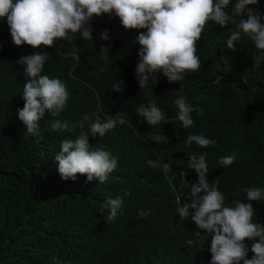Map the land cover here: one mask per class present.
Returning <instances> with one entry per match:
<instances>
[{
	"label": "trees",
	"instance_id": "1",
	"mask_svg": "<svg viewBox=\"0 0 264 264\" xmlns=\"http://www.w3.org/2000/svg\"><path fill=\"white\" fill-rule=\"evenodd\" d=\"M235 3L226 9L235 24L221 27L209 21L205 26L197 42V71L187 72L179 83H169L161 73L158 86L144 92L135 76L138 32L126 30L114 14L93 18V41L77 34L75 42L58 40L39 49L15 46L6 19L0 20V264H210V237L198 242L195 233H207L190 216L181 221L177 213L180 201L191 202L189 184L198 182L188 168L189 155L206 153L207 178L210 184L219 178L226 206L250 202L242 188H264V51L237 28L247 11L235 15ZM248 7L264 23V0ZM105 30L108 41L101 39ZM233 31H241L234 50L226 45ZM102 44L109 49L107 59L100 55ZM74 46L81 48L78 59L71 54ZM35 52L51 55L41 75L60 79L69 92L61 113L53 117L46 112L40 120L38 136L26 133L17 111L24 106L23 87L30 80L17 61ZM121 79L123 93L113 92V83ZM179 97L199 109L192 113L194 126L187 129L177 119L174 101ZM153 99L166 122L149 126L138 107ZM120 111L126 113L124 125L103 137L89 135L91 147L108 151L118 161L108 180L86 182L85 175L63 180L54 158L61 141L74 139L82 130L58 131L51 124H78L88 114L87 131L93 114L103 122ZM150 134L169 140L156 143ZM191 134H203L216 145H188ZM233 152L231 166L218 163ZM149 160L169 163L170 169L152 168ZM117 197L123 199L118 218L105 224L101 210L107 215L106 200ZM251 203L253 221L264 225V200ZM141 209L151 214L141 216ZM189 239L194 243L187 244ZM246 243L250 247L252 241ZM253 255L249 251L248 257Z\"/></svg>",
	"mask_w": 264,
	"mask_h": 264
},
{
	"label": "clouds",
	"instance_id": "2",
	"mask_svg": "<svg viewBox=\"0 0 264 264\" xmlns=\"http://www.w3.org/2000/svg\"><path fill=\"white\" fill-rule=\"evenodd\" d=\"M232 0H0V20L6 19L13 44L28 45L39 49L41 46L53 47L58 40L75 42L77 34L83 40L93 41L91 21L94 17L114 14L126 30H136V43L139 60L136 66V80L144 92L152 91L158 86L159 74H163L169 83H179L189 71H197L201 66L197 42L201 39L205 26L209 21L221 27L229 23L235 24L233 15L226 9ZM259 0H236L233 6L235 15L242 16L247 11V19H241L237 28L249 36L258 50L264 51V23L258 12L248 6L257 5ZM103 41L109 40L107 30L101 33ZM241 40V31H233L226 41L229 49L234 50L236 42ZM80 47L74 46L72 55L78 57ZM109 49L101 45L100 55L109 58ZM58 54V53H57ZM51 55L47 52H35L22 56L17 63L24 66L25 75L30 80L23 87L22 99L24 106L18 109V118L26 127V133L39 135L40 120L46 112L53 117L66 107L69 92L66 85L58 78L41 75L46 62ZM260 57L254 58L258 68ZM100 72L105 69L101 67ZM123 80L113 83V92L123 93ZM178 109L177 119L184 128L194 126L192 113L199 111L190 105L186 98L179 97L175 101ZM94 115V122L88 125V114L78 124L55 120L51 124L54 130L72 132L78 126L82 131L74 139L61 141V150L56 154L58 173L65 181H75L78 175H85L86 182L98 180L106 182L109 175L118 166V161L108 151L94 149L89 144V135L103 137L117 125L126 123V113L120 111L114 117L101 120ZM138 115L143 117L149 126L166 122L165 113L153 99L147 106L138 107ZM150 139L156 143L169 140L168 137L150 134ZM186 143H195L206 149L215 146L216 141L203 134H191ZM206 153L189 155L188 168L198 175V182L189 184L191 189L190 203L181 204L177 213L181 221L191 217L197 227L204 230L207 236L195 233L198 242L209 240L211 253L210 264H264V225L254 222L255 209L252 201L264 200V188L251 186L240 189L246 193L249 203L237 200L234 206L225 205V196L219 190V178L210 184L207 178L208 164ZM236 160V153L220 157L221 166H231ZM152 168L170 169L169 163L149 160ZM187 176L186 172L181 173ZM240 192L233 193L239 195ZM121 197L108 198L106 207L108 214L104 215L103 223H114L121 210ZM150 211L140 210L139 215H150ZM99 223V221H97ZM246 241H252L251 246ZM194 241L189 239L187 244ZM251 251L254 255L249 258Z\"/></svg>",
	"mask_w": 264,
	"mask_h": 264
}]
</instances>
